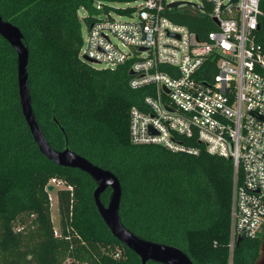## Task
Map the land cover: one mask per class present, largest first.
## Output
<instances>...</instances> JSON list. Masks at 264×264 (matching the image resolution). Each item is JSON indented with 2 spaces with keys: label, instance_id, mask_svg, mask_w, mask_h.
I'll return each instance as SVG.
<instances>
[{
  "label": "trees",
  "instance_id": "16d2710c",
  "mask_svg": "<svg viewBox=\"0 0 264 264\" xmlns=\"http://www.w3.org/2000/svg\"><path fill=\"white\" fill-rule=\"evenodd\" d=\"M95 1L0 0L3 18L20 28L29 49L33 110L47 139L119 177L121 220L135 234L180 247L195 264H251L262 235L229 249L232 159L206 152L198 140L189 141L201 147L198 155L133 144L129 112L146 88H130L127 65L111 70L79 57V9L93 14ZM165 14L200 39L215 28L190 4ZM52 178L66 183L57 190L59 233L46 190ZM95 187L85 171L41 153L20 104L17 53L0 35V264H141L101 217ZM110 191L101 194L105 204Z\"/></svg>",
  "mask_w": 264,
  "mask_h": 264
},
{
  "label": "built area",
  "instance_id": "2783aa9c",
  "mask_svg": "<svg viewBox=\"0 0 264 264\" xmlns=\"http://www.w3.org/2000/svg\"><path fill=\"white\" fill-rule=\"evenodd\" d=\"M123 1L133 3L94 2L79 57L111 70L127 65L130 88H146L129 112L133 144L198 155L189 142L198 140L232 159V253L239 235L264 231V0L183 1L215 25L204 39L165 14L175 0Z\"/></svg>",
  "mask_w": 264,
  "mask_h": 264
},
{
  "label": "water",
  "instance_id": "95a60500",
  "mask_svg": "<svg viewBox=\"0 0 264 264\" xmlns=\"http://www.w3.org/2000/svg\"><path fill=\"white\" fill-rule=\"evenodd\" d=\"M183 1H174L170 6H176ZM0 35L4 37L17 53V81L19 99L24 118L41 153L56 164L79 168L88 173L96 182L93 195L98 211L112 234L128 248L136 252L141 264L153 260L162 264H195L189 255L180 247L145 239L127 228L121 220L120 205L122 185L119 177L109 169L103 168L83 155L72 150L68 145L59 150L54 148L42 130L33 110L32 95L29 83V49L23 41L20 28L5 20L0 11ZM130 74L132 71L129 72ZM63 129V128H62ZM55 188L53 183L46 186L47 191ZM110 188L108 203L101 200V194ZM243 239L238 236L237 244ZM77 264V263H72ZM251 264H264V231L261 237L259 255Z\"/></svg>",
  "mask_w": 264,
  "mask_h": 264
},
{
  "label": "rangeland",
  "instance_id": "374dc122",
  "mask_svg": "<svg viewBox=\"0 0 264 264\" xmlns=\"http://www.w3.org/2000/svg\"><path fill=\"white\" fill-rule=\"evenodd\" d=\"M107 1L109 3H111L114 7L116 8H124L127 6H130L133 2L128 3L127 1H123V0H104ZM175 1H184V2H190V1H194L195 0H175ZM79 24H80V28L82 31V36H83V47L85 46V44L87 43L88 40V27L87 24L85 22L84 17L88 15V12L81 8L79 9ZM122 19L124 18H128V16H122ZM96 67H102V65H98L95 64ZM62 187V184L60 185ZM60 186L56 185L55 188L49 192L50 195V199H51V216H52V220L55 226V231L56 232H60V227H59V211H58V200H57V190L58 188H61ZM111 193V191H110ZM66 264H70V263H66Z\"/></svg>",
  "mask_w": 264,
  "mask_h": 264
}]
</instances>
